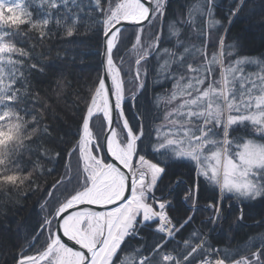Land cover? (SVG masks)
<instances>
[{"label": "snow or ice", "instance_id": "obj_1", "mask_svg": "<svg viewBox=\"0 0 264 264\" xmlns=\"http://www.w3.org/2000/svg\"><path fill=\"white\" fill-rule=\"evenodd\" d=\"M170 2L0 0V193L4 207L37 196L39 209L14 264H264V232L243 248L212 243L229 221L264 228V53L226 43L249 0H230L227 28L219 0ZM81 26L103 75L69 92L55 61ZM153 78L169 90L149 98ZM177 164L198 182L165 183ZM200 178L214 185L203 208ZM177 204L190 214L173 215ZM200 211L210 214L185 237Z\"/></svg>", "mask_w": 264, "mask_h": 264}, {"label": "trees", "instance_id": "obj_2", "mask_svg": "<svg viewBox=\"0 0 264 264\" xmlns=\"http://www.w3.org/2000/svg\"><path fill=\"white\" fill-rule=\"evenodd\" d=\"M31 2V0H27ZM39 0H36L38 4ZM185 0H171L170 2V11L172 9H178V6L184 3ZM220 7L216 10V19L220 20L224 28L228 27V21L226 18V12L230 0H219ZM33 4L32 11L34 15L40 11V9ZM86 23H88L86 21ZM264 11L261 10L260 0H249V6L245 9L244 17L240 22H236L232 25L230 32L227 34L226 43L233 44L239 43L240 48L238 49L240 55L248 57H260L264 53ZM215 32L216 29H213ZM81 35L74 36L70 38V41L64 43L62 41H55V44L64 43V47L60 49L61 54L63 55L64 50L67 49L68 56L63 60H56L55 63L58 65V70L63 73V80L67 83H70L72 88L68 89L69 92H72L74 89L82 88L85 84L90 83L94 80L97 74H100V53L101 48L98 46V42L95 38L91 36L90 32L86 31L85 26H81L80 29ZM220 34L223 33V28L219 29ZM233 37H241L240 41H234ZM55 44L53 46L52 57H55L56 48ZM47 51V49H41ZM138 53L131 52L130 56L132 57L129 60V63H132ZM128 60V57H126ZM155 63V61H152ZM128 67V64L125 65ZM249 72H254L255 70L248 67L246 68ZM128 79H131L129 77ZM55 87V85H52ZM126 87L129 90H133L132 84H127ZM169 87L165 85L163 88L156 84L153 79H150L148 85L147 96L151 98L154 93L163 95L164 92H167ZM128 94H131L129 91ZM144 103V99L141 98L140 101ZM134 111V110H133ZM161 111H163V104L161 103ZM131 117V113H129ZM68 123H71L69 120ZM66 131H74V127L65 128ZM99 131V127L95 129ZM71 139V137H68ZM47 167H52V165H47ZM173 170L177 172V176H170L166 178L165 183L174 181L177 178L183 179L185 184L192 185L197 183V177L195 172L192 170V166L189 164H177L173 166ZM56 175H46L42 178L41 184L51 183L56 179ZM201 183V194H200V206L203 208L206 205L211 197L214 194V185L209 184L205 179L200 178ZM183 185L177 191H182ZM216 195H218V190H216ZM7 197L0 193V240H6L2 246H0V264H14L13 255L18 251L15 247L16 244L24 243L25 247L27 246L24 237L32 231L33 226L36 224L37 212L39 211L36 204L37 196H32L30 199L23 201L24 207L22 209H17L16 207L8 204L7 207H4ZM227 203V201L225 202ZM36 209V211H33ZM188 213L187 209L177 204V211L173 215L177 216H186ZM210 213L208 211H200L195 214V220L192 223L191 227L183 233L186 237L192 228H198L201 225V221L204 220L206 216ZM229 221L224 225V231L220 234L216 232L212 233L213 239L212 243L217 247H227L229 249H235L237 247L243 248L246 245L249 237L256 236L261 232H264V228L253 227L254 221L247 219L244 221V226L240 227L235 224L232 225L231 230L229 231ZM5 225H8L9 228L6 230ZM204 231H207V228H204ZM144 235L148 236L150 239L152 237V229H145Z\"/></svg>", "mask_w": 264, "mask_h": 264}, {"label": "rangeland", "instance_id": "obj_3", "mask_svg": "<svg viewBox=\"0 0 264 264\" xmlns=\"http://www.w3.org/2000/svg\"><path fill=\"white\" fill-rule=\"evenodd\" d=\"M248 67H250V68L254 69L255 71H257V68H256V66H255V65H250V66H247V68H248Z\"/></svg>", "mask_w": 264, "mask_h": 264}, {"label": "water", "instance_id": "obj_4", "mask_svg": "<svg viewBox=\"0 0 264 264\" xmlns=\"http://www.w3.org/2000/svg\"><path fill=\"white\" fill-rule=\"evenodd\" d=\"M153 3H154V0H153ZM101 53H102V49H101ZM101 53H100V61L103 58L102 55H101ZM100 75H103V73L101 71H100ZM69 243H71V242H69Z\"/></svg>", "mask_w": 264, "mask_h": 264}]
</instances>
